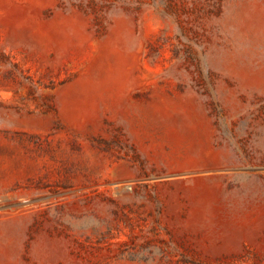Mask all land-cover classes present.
Returning <instances> with one entry per match:
<instances>
[{
  "label": "rangeland",
  "instance_id": "rangeland-1",
  "mask_svg": "<svg viewBox=\"0 0 264 264\" xmlns=\"http://www.w3.org/2000/svg\"><path fill=\"white\" fill-rule=\"evenodd\" d=\"M0 264H264V0H0Z\"/></svg>",
  "mask_w": 264,
  "mask_h": 264
}]
</instances>
